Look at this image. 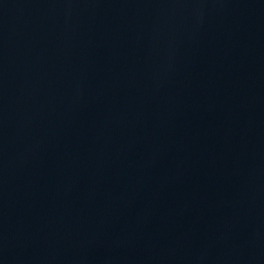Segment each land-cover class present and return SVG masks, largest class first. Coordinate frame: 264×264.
I'll return each mask as SVG.
<instances>
[{"label": "water", "instance_id": "water-1", "mask_svg": "<svg viewBox=\"0 0 264 264\" xmlns=\"http://www.w3.org/2000/svg\"><path fill=\"white\" fill-rule=\"evenodd\" d=\"M0 264H264V0H0Z\"/></svg>", "mask_w": 264, "mask_h": 264}]
</instances>
